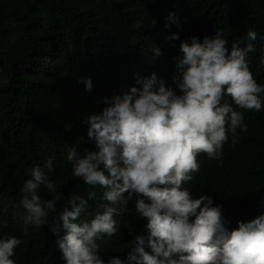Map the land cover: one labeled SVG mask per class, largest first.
Segmentation results:
<instances>
[{
    "label": "trees",
    "instance_id": "obj_1",
    "mask_svg": "<svg viewBox=\"0 0 264 264\" xmlns=\"http://www.w3.org/2000/svg\"><path fill=\"white\" fill-rule=\"evenodd\" d=\"M170 13L179 24L168 20ZM250 29L257 32L256 41L246 38ZM217 30L223 32L229 52L233 44H254L247 62L264 87V0H0V238L22 240L13 257L16 264H66L58 246L66 235L60 214L65 208L73 210V197L87 200L77 219H70L73 223L90 222L103 214L104 206H111L103 198L105 188L71 175L67 159L73 147L80 157L85 150H98L95 140L88 138L87 120L108 106L104 98L139 87L137 78L153 73L180 94L174 83V58L183 55L180 44L190 43L193 36L202 42ZM174 33L178 40L165 39ZM153 47L161 50L159 57H154ZM81 77L91 78V92L78 83ZM260 99L262 108L257 111L240 109L224 97L223 102L242 113L241 127L247 130L237 128L233 144L229 126L221 159L209 160L201 153L199 172L183 185L193 199L208 195L214 206L222 205L229 230L264 215V92ZM49 159L51 170L45 167ZM37 166L57 182L61 194L41 227L26 222L22 205L24 182ZM37 192L43 200L54 198L43 185ZM90 192L94 199H88ZM124 197L126 203L115 205L119 231L95 241L105 264L111 257L135 264L127 256L137 236L152 254L148 221L136 212V201L142 197ZM57 223L60 231L53 235L50 226Z\"/></svg>",
    "mask_w": 264,
    "mask_h": 264
},
{
    "label": "clouds",
    "instance_id": "obj_2",
    "mask_svg": "<svg viewBox=\"0 0 264 264\" xmlns=\"http://www.w3.org/2000/svg\"><path fill=\"white\" fill-rule=\"evenodd\" d=\"M168 20L179 24L174 13L169 14ZM164 27L167 29L170 24ZM246 38L256 41L257 32L250 29ZM165 39L178 40L179 34ZM152 51L154 57L162 54L159 47ZM254 51V44L248 43L244 48L233 44L229 52L227 40L219 30L214 37L205 36L202 42L193 36L190 43L180 44L182 58H174L178 69L174 83L180 94L158 81L153 73L137 78L139 87L104 98L108 106L87 120L88 138L95 140L98 150H85L80 157L73 147L67 159L72 163L71 175L86 185L105 188L103 198L111 206H104L103 214H97L90 222L73 223L70 219L76 220L87 207L86 199L73 197V210L65 208L60 214L66 235L58 246L66 264H105L95 241L119 231L114 219L119 210L115 205L126 203L125 193L142 197L136 201V212L148 221L152 252L145 251L143 238L137 236L127 261L264 264V215L240 221L236 229L229 230L230 221L223 216L222 205L214 206L213 197L208 195L193 199L183 187L193 180V173L199 172L197 157L201 153L209 160L221 159L229 126L233 144L237 142L236 129L247 130L246 125L241 127L242 113L223 102L225 96L240 109L261 110L260 93L264 87L257 83L247 62L248 53ZM261 63L264 64V57ZM78 83H83L86 91L93 90L90 77H81ZM45 167L52 169L51 159ZM41 185L53 194V199L43 200L38 195ZM22 192L26 222L36 227L47 224L49 211L55 210L56 201L61 199L57 182L50 180L40 167H33ZM94 198L95 193L90 192L88 199ZM190 217L195 219L190 221ZM50 228L53 235L59 234V223ZM21 243L15 236L0 238V264H16L13 257ZM107 264L125 262L111 257Z\"/></svg>",
    "mask_w": 264,
    "mask_h": 264
}]
</instances>
